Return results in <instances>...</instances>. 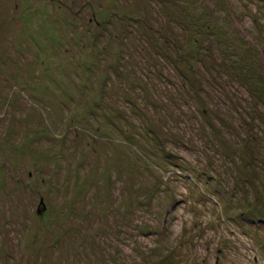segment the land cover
<instances>
[{"label": "rangeland", "instance_id": "rangeland-1", "mask_svg": "<svg viewBox=\"0 0 264 264\" xmlns=\"http://www.w3.org/2000/svg\"><path fill=\"white\" fill-rule=\"evenodd\" d=\"M263 217L264 0H0V264H264Z\"/></svg>", "mask_w": 264, "mask_h": 264}, {"label": "water", "instance_id": "water-1", "mask_svg": "<svg viewBox=\"0 0 264 264\" xmlns=\"http://www.w3.org/2000/svg\"><path fill=\"white\" fill-rule=\"evenodd\" d=\"M45 208H46V204L44 200L42 199L41 203H39L38 211H42Z\"/></svg>", "mask_w": 264, "mask_h": 264}, {"label": "trees", "instance_id": "trees-1", "mask_svg": "<svg viewBox=\"0 0 264 264\" xmlns=\"http://www.w3.org/2000/svg\"><path fill=\"white\" fill-rule=\"evenodd\" d=\"M264 218V217H263ZM264 220V219H263Z\"/></svg>", "mask_w": 264, "mask_h": 264}]
</instances>
